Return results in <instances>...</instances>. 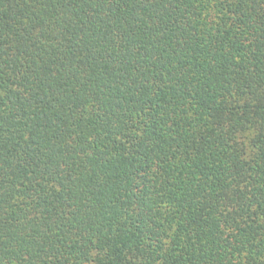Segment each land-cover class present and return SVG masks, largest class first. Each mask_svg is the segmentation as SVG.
<instances>
[{"label": "trees", "instance_id": "1", "mask_svg": "<svg viewBox=\"0 0 264 264\" xmlns=\"http://www.w3.org/2000/svg\"><path fill=\"white\" fill-rule=\"evenodd\" d=\"M0 264H264V0H0Z\"/></svg>", "mask_w": 264, "mask_h": 264}]
</instances>
